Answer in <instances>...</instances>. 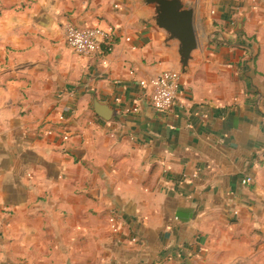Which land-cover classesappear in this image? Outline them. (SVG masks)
Listing matches in <instances>:
<instances>
[{
	"label": "crops",
	"instance_id": "obj_1",
	"mask_svg": "<svg viewBox=\"0 0 264 264\" xmlns=\"http://www.w3.org/2000/svg\"><path fill=\"white\" fill-rule=\"evenodd\" d=\"M196 1L185 78L129 0H0V264H264V0Z\"/></svg>",
	"mask_w": 264,
	"mask_h": 264
},
{
	"label": "water",
	"instance_id": "obj_2",
	"mask_svg": "<svg viewBox=\"0 0 264 264\" xmlns=\"http://www.w3.org/2000/svg\"><path fill=\"white\" fill-rule=\"evenodd\" d=\"M136 10V27L156 35L157 49L176 72L191 77L200 63L201 43L196 30V0H129ZM242 23H239L240 27ZM91 112L109 122L111 112L92 97Z\"/></svg>",
	"mask_w": 264,
	"mask_h": 264
},
{
	"label": "built area",
	"instance_id": "obj_3",
	"mask_svg": "<svg viewBox=\"0 0 264 264\" xmlns=\"http://www.w3.org/2000/svg\"><path fill=\"white\" fill-rule=\"evenodd\" d=\"M63 37L67 46L79 57H90L103 41H110L112 35H104L96 28L75 29L64 27ZM176 76L166 74L158 78L152 92L151 100L154 109L162 111L170 108L175 100L177 89ZM250 180H247L249 183Z\"/></svg>",
	"mask_w": 264,
	"mask_h": 264
},
{
	"label": "trees",
	"instance_id": "obj_4",
	"mask_svg": "<svg viewBox=\"0 0 264 264\" xmlns=\"http://www.w3.org/2000/svg\"><path fill=\"white\" fill-rule=\"evenodd\" d=\"M108 51L107 50H105V53H107Z\"/></svg>",
	"mask_w": 264,
	"mask_h": 264
}]
</instances>
